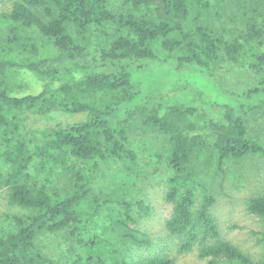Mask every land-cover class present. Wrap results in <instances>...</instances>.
<instances>
[{
  "label": "trees",
  "instance_id": "16d2710c",
  "mask_svg": "<svg viewBox=\"0 0 264 264\" xmlns=\"http://www.w3.org/2000/svg\"><path fill=\"white\" fill-rule=\"evenodd\" d=\"M109 5L110 0H13L11 10L0 17V186L8 187L11 203L30 210L14 216L16 231L0 236V264H58L41 250L39 239L60 231L68 233L69 264H174L166 253L129 261L93 230L96 217L112 206L115 224L130 230L124 238L151 244L129 226L135 213L152 211L139 194L143 160L128 142L127 120L135 116L169 143L166 199L173 212L166 229L182 239L179 250L199 244V256L210 264H264V257L256 260L222 237L211 212L214 196L205 195L199 203L196 194L201 172H222L228 159L264 154V143L248 134L245 120L248 111L264 104V20L259 23L244 10V31L227 39L216 0H124L119 13ZM212 11L218 26L203 19ZM106 22H115L125 32L98 53L78 42ZM221 54L231 61L254 59L250 67L258 84L237 94V105L206 111L168 98L169 92L146 96L156 99L152 106L138 100L133 104L142 93L133 82V69L142 67L138 62L163 57L174 61L180 72L192 66L209 72ZM26 70L37 76L42 88L21 96ZM43 107L83 118L59 121L42 132L44 140L28 141L18 114ZM70 158L87 163L93 173L108 159L113 171L90 177L74 171L70 194L51 191L31 173L36 164L46 179L51 178L70 168ZM247 210L264 219V195L251 196ZM254 232L264 242V231Z\"/></svg>",
  "mask_w": 264,
  "mask_h": 264
},
{
  "label": "rangeland",
  "instance_id": "374dc122",
  "mask_svg": "<svg viewBox=\"0 0 264 264\" xmlns=\"http://www.w3.org/2000/svg\"><path fill=\"white\" fill-rule=\"evenodd\" d=\"M124 0H110V8L115 13L124 10ZM13 0H0V17L12 8ZM216 9L220 12V23L225 27L227 39L238 38L244 31V10L262 23L264 20V0H216ZM246 8V9H244ZM205 22L211 26H218L219 20L215 12H206L203 15ZM120 31L115 22H106L98 28H91L78 42L92 53H98L105 48L113 37ZM38 35V34H36ZM45 43V39L42 38ZM250 51H255V48ZM161 55V53H160ZM162 56V55H161ZM163 54V57H168ZM140 61L142 67L133 69V82L141 89L138 104L152 106L156 99H148L149 94L158 95L168 93V98L187 101L199 108L211 111L213 106L222 107L223 104L237 105L241 96L258 84V76L250 67L253 58H241L231 61L220 55L212 65L210 71H204L199 66L185 68L183 71L175 69V62L164 58ZM167 81L164 85L161 80ZM24 87L19 89L18 95L35 94L42 88V82L30 70L22 76ZM160 82V83H158ZM162 84V85H161ZM159 86L163 87L159 89ZM185 86V89H180ZM233 93H236L235 95ZM23 136L31 142L44 140L42 132L51 129L60 121L64 124L81 120V114H71L61 111L60 108H35L19 112ZM248 134L264 143V104L248 111L245 116ZM129 145L143 160V173L139 185V194L152 206L149 215L135 213V221L129 224L131 229L139 232L140 236H147L150 245H139L123 233L130 232L115 223L116 211L114 207L105 208L95 219L93 230L102 237L109 239L129 261L166 253L174 259V264H210L208 259L199 256L200 245L192 250L180 251L182 239L172 236L166 229V222L173 212V204L166 199L168 189L166 157L169 143L167 138L154 130L145 127L140 116L127 120ZM70 168L61 171L55 176L46 179L38 171L37 165L32 164L31 173L39 184H47L50 190L62 194L73 191L74 171L90 177L110 174L114 164L106 159L101 168L93 173L90 166L76 158H70ZM10 171L9 166L4 169ZM199 183L196 186L197 200L200 203L205 195H213L214 204L211 212L219 223L223 238L233 242L253 258L259 260L264 257V242L254 231H264V219L247 210L248 199L257 194L264 195V154L252 155L240 159H228L222 172L205 170L201 172ZM9 189L6 185L0 186V236L7 235L18 229L15 215H24L30 210L9 201ZM41 250L58 264H69V239L67 231L49 233L39 239ZM110 261L109 257L107 258Z\"/></svg>",
  "mask_w": 264,
  "mask_h": 264
}]
</instances>
